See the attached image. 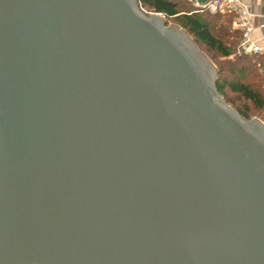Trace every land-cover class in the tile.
Segmentation results:
<instances>
[{"label":"water","instance_id":"water-1","mask_svg":"<svg viewBox=\"0 0 264 264\" xmlns=\"http://www.w3.org/2000/svg\"><path fill=\"white\" fill-rule=\"evenodd\" d=\"M166 22L0 0V264H264V123Z\"/></svg>","mask_w":264,"mask_h":264},{"label":"trees","instance_id":"trees-1","mask_svg":"<svg viewBox=\"0 0 264 264\" xmlns=\"http://www.w3.org/2000/svg\"><path fill=\"white\" fill-rule=\"evenodd\" d=\"M137 1L144 10L175 18L197 43L206 47L218 67V91L225 96L229 89L248 102L244 110L238 108L243 117H249L250 104L264 117V56L240 51L242 31L231 29L234 13L198 11L195 0Z\"/></svg>","mask_w":264,"mask_h":264},{"label":"built area","instance_id":"built-area-1","mask_svg":"<svg viewBox=\"0 0 264 264\" xmlns=\"http://www.w3.org/2000/svg\"><path fill=\"white\" fill-rule=\"evenodd\" d=\"M195 4L198 11L208 10L211 13H234L233 26L235 29L242 31L240 51L251 55L264 56V47L257 44L251 36L255 28L252 21L253 14L242 0H206L205 2L195 0ZM262 26H264V23Z\"/></svg>","mask_w":264,"mask_h":264},{"label":"rangeland","instance_id":"rangeland-1","mask_svg":"<svg viewBox=\"0 0 264 264\" xmlns=\"http://www.w3.org/2000/svg\"><path fill=\"white\" fill-rule=\"evenodd\" d=\"M138 2V1H137ZM144 10V9H143ZM148 10V12L149 13H153V12H151L148 8L146 9V10H144L145 12ZM148 12H146V13H148ZM163 18H165L166 19V23H167V26L169 27L171 24H175V25H178L181 29H184L179 23H177L176 21H175V18H170V19H168L164 14H160ZM233 21H234V19H233ZM233 21H232V24H231V29H235L234 28V26H233ZM186 32H187V30L186 29H184ZM187 34L189 35V37L193 40V42H194V44L196 45V47L200 50V51H202L203 53H205L208 57H209V59L213 62V64L217 67V65H216V63L212 60V58L210 57V54H209V52L207 51V49H206V47L203 45V44H201V43H197L196 41H195V39L187 32ZM233 57V55H231L229 58H232ZM217 69H218V67H217ZM218 73H217V77H216V79H215V85H216V82H217V79H218ZM216 88H217V86H216ZM220 93V92H219ZM222 96H223V98H224V100L227 102V101H232V102H230V103H228L231 107H233L236 111H238V108L239 109H243L244 110V108L246 107V103H248V102H246L244 99H242L238 94H234V93H232V92H230V90L229 89H226V93H225V96L222 94V93H220ZM249 113H248V115H249V117L248 118H246V119H253V118H258L259 120H261L263 123H264V117L263 116H261V113L262 112H260L258 109H256L252 104H250V106H249Z\"/></svg>","mask_w":264,"mask_h":264},{"label":"crops","instance_id":"crops-1","mask_svg":"<svg viewBox=\"0 0 264 264\" xmlns=\"http://www.w3.org/2000/svg\"><path fill=\"white\" fill-rule=\"evenodd\" d=\"M252 12V21L254 23V30L251 34L252 39L264 47V0H242Z\"/></svg>","mask_w":264,"mask_h":264}]
</instances>
